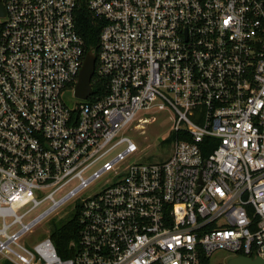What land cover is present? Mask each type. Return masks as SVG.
Here are the masks:
<instances>
[{
	"label": "built area",
	"instance_id": "obj_1",
	"mask_svg": "<svg viewBox=\"0 0 264 264\" xmlns=\"http://www.w3.org/2000/svg\"><path fill=\"white\" fill-rule=\"evenodd\" d=\"M0 3V264L264 259V0ZM84 7L102 28L80 99ZM153 112L171 155L129 164L127 130ZM74 213L62 257L51 231Z\"/></svg>",
	"mask_w": 264,
	"mask_h": 264
},
{
	"label": "rangeland",
	"instance_id": "obj_2",
	"mask_svg": "<svg viewBox=\"0 0 264 264\" xmlns=\"http://www.w3.org/2000/svg\"><path fill=\"white\" fill-rule=\"evenodd\" d=\"M63 100L70 108H73L80 100L74 91H68L63 95ZM128 130L127 135L133 140L137 151L128 159L127 163L155 162L168 158L172 152V142L169 139L172 126L171 117L167 113L153 112L143 114ZM53 222H44L37 227L26 240L28 244L41 241L50 233ZM231 257V255L226 254Z\"/></svg>",
	"mask_w": 264,
	"mask_h": 264
},
{
	"label": "trees",
	"instance_id": "obj_3",
	"mask_svg": "<svg viewBox=\"0 0 264 264\" xmlns=\"http://www.w3.org/2000/svg\"><path fill=\"white\" fill-rule=\"evenodd\" d=\"M101 28V22H99L89 10L85 7L79 10L77 14V29L84 40L86 54L90 50H94L96 55L98 54ZM98 92L101 93L98 89L96 90L95 87V95H97ZM169 139L172 141V138ZM78 218V214H70L64 220L56 224L51 231V239L62 257L70 256L68 251L69 243L77 239L79 232Z\"/></svg>",
	"mask_w": 264,
	"mask_h": 264
},
{
	"label": "water",
	"instance_id": "obj_4",
	"mask_svg": "<svg viewBox=\"0 0 264 264\" xmlns=\"http://www.w3.org/2000/svg\"><path fill=\"white\" fill-rule=\"evenodd\" d=\"M0 15H4L3 7L0 3ZM97 56L94 50H90L85 57L83 67L79 74L78 84L76 86V96L80 99H87L92 95V78L95 73ZM229 264H264V259L236 257L229 261Z\"/></svg>",
	"mask_w": 264,
	"mask_h": 264
}]
</instances>
